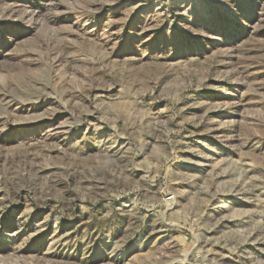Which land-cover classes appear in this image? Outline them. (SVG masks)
<instances>
[{
  "label": "rangeland",
  "instance_id": "rangeland-1",
  "mask_svg": "<svg viewBox=\"0 0 264 264\" xmlns=\"http://www.w3.org/2000/svg\"><path fill=\"white\" fill-rule=\"evenodd\" d=\"M0 264H264V0H0Z\"/></svg>",
  "mask_w": 264,
  "mask_h": 264
}]
</instances>
